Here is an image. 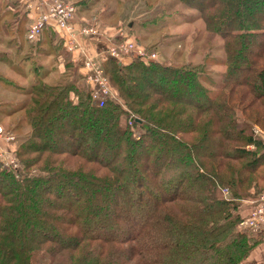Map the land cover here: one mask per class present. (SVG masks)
I'll list each match as a JSON object with an SVG mask.
<instances>
[{
  "label": "trees",
  "instance_id": "obj_1",
  "mask_svg": "<svg viewBox=\"0 0 264 264\" xmlns=\"http://www.w3.org/2000/svg\"><path fill=\"white\" fill-rule=\"evenodd\" d=\"M177 1L222 39L217 84L210 42L181 66L104 56L117 101L100 106L64 33L50 22L30 41L29 26L24 60L50 32L62 67L53 57L11 112L22 138L19 168L0 167V264H264V233L239 228L264 193V0ZM90 20L76 12L75 28ZM94 39L80 38L110 46Z\"/></svg>",
  "mask_w": 264,
  "mask_h": 264
},
{
  "label": "rangeland",
  "instance_id": "obj_2",
  "mask_svg": "<svg viewBox=\"0 0 264 264\" xmlns=\"http://www.w3.org/2000/svg\"><path fill=\"white\" fill-rule=\"evenodd\" d=\"M100 1L101 0H86L84 3V11H89V15H86L87 19L89 17H91V19H97L99 18L98 13L104 11L105 16H103V18H99V21H92L98 23L97 29L102 37L106 39L113 36L112 41H107V46L115 40L116 29H118L119 24L122 23L123 27L121 26V28L127 38L139 43L147 54L158 53L161 55L156 61L178 64L181 66L186 60L193 58L191 53L195 48L204 47L205 44L208 45L207 42H210L211 47L213 46V50H211V47L207 49L211 56H207L208 61L204 64V66H206L204 68V76H206V81L210 82L211 80L214 84L218 83L220 74L225 71V68L214 65V61L218 62L221 59L222 39L217 35L209 36L205 32V24L200 19H197L196 11L190 9L186 10L177 0ZM68 2L73 5L77 4L71 1ZM75 7L77 8V6ZM107 10L108 12H105ZM77 13L82 14V11L80 12L79 10ZM92 21L90 20V22ZM85 27L89 26L86 25L82 28ZM111 32L115 33L110 34ZM108 34L111 36H108ZM2 39H5V37ZM198 41L202 42L197 43ZM54 43L57 50L63 55L64 48L62 44L58 42L57 37L54 38ZM36 47L37 52L44 54L45 57L42 55L37 57V55L34 54V56L37 57V59L32 57L35 61L34 65L32 64V60H24L25 57L22 55L23 51L19 52V47L16 46H6L4 47V53L0 54V122L8 130L9 128H13L12 123L14 124V122L17 121L11 117V112H13L15 108H18L25 100L24 91L34 82V75L44 76L46 71L54 66L53 59L50 60V55L47 56V54L53 52L52 45L49 43L48 47L45 45L40 47L36 45ZM69 57L71 58V56ZM195 62H197V60H195ZM36 65H41L38 74H36L32 68V66ZM14 66L18 67L21 72L17 71V69L14 71V68H12ZM53 74L56 73L54 72ZM206 84L208 83L206 82ZM20 130L21 129L17 130L19 131L18 134L21 133L22 135L24 132L22 133ZM18 138L20 139L22 137L19 136ZM247 206L248 205L245 204L244 208ZM246 209L249 208L247 207ZM261 246L263 247L262 253L264 254V243Z\"/></svg>",
  "mask_w": 264,
  "mask_h": 264
},
{
  "label": "built area",
  "instance_id": "obj_3",
  "mask_svg": "<svg viewBox=\"0 0 264 264\" xmlns=\"http://www.w3.org/2000/svg\"><path fill=\"white\" fill-rule=\"evenodd\" d=\"M33 8V6H30ZM45 8L46 12L36 18L31 25L28 33V39L34 41L41 34L43 27L54 22L60 34L67 37L66 50L70 55L75 56L78 61L81 60L84 68L88 71L86 84L92 87L93 100L100 106L107 104V101H117V96L111 88L110 82L105 76L102 66V58L119 60L122 57L137 56L141 59L156 61L161 55L158 53H146L143 48L138 47L123 32L117 36L110 46L103 52L96 55L89 54L82 46L80 38L100 37L97 27L89 26L77 30L75 28V18L77 8L75 5L65 3L63 0H38L37 9ZM112 41V40H111ZM80 56V57H79ZM16 137L7 131L0 123V167L17 170L19 160L15 155ZM228 196V191L223 192ZM251 210L247 218L239 224L240 229L249 230L252 233H264V193L251 201Z\"/></svg>",
  "mask_w": 264,
  "mask_h": 264
},
{
  "label": "crops",
  "instance_id": "obj_4",
  "mask_svg": "<svg viewBox=\"0 0 264 264\" xmlns=\"http://www.w3.org/2000/svg\"><path fill=\"white\" fill-rule=\"evenodd\" d=\"M68 1L75 2V4L76 3L79 4V2L81 1L80 4H82V5L79 6L78 10H80V11L82 10L81 15L83 16L84 19H87L86 15H89V11H84V9H85L84 3L86 0H68ZM37 4H38L37 0H0V54L4 53V47H6V46H16V47H19L18 48L19 52L23 51V49L21 50L22 47H20V45L26 44L25 43L26 34L28 32L29 26L33 23V20H34L33 19L34 16L31 13L33 11L32 10L33 8H30V6L35 7V6H37ZM105 12H108V10ZM98 14H99L98 15L99 18H103V16H105L104 11H102ZM106 15H107V13H106ZM121 32H123V31L122 30L120 32L118 31V33L115 34V37L117 38V36H120ZM49 33L45 34L44 37L42 38L43 39L42 43L47 47L49 46V43H50L49 38H53V37L55 38L56 37L54 34L50 35ZM108 36H110V35H108ZM3 37H5V39H2ZM112 37L113 36L105 39L100 34V37H98V38L99 39H105L106 41H108V40H113ZM22 38L24 40V43H22V41H21ZM54 38H53V43L51 45L53 48H55L57 50V48L55 47L56 45L54 43ZM90 41H92V40H90ZM94 41H97V39L95 38ZM82 44L85 46L87 45V49L89 51H93L94 48L96 50L99 49L98 53L106 50L105 47H99L100 44L99 45L96 44L93 46L92 44H90L89 42H86L85 40H83ZM15 51H17V50H15ZM13 52H14V50H13ZM70 56H71V58L69 57V59H71L72 62H75L77 64L78 60L75 59L76 57L73 55H70ZM53 57H54V60H56L55 63L58 61L59 62L58 65H60L61 56H59L58 59H55L54 55H53ZM53 57H50V60ZM79 65L82 67L81 63H79ZM7 131H8V129H7ZM10 133L16 137V143L18 145L17 135H15V133H13V132H10Z\"/></svg>",
  "mask_w": 264,
  "mask_h": 264
}]
</instances>
